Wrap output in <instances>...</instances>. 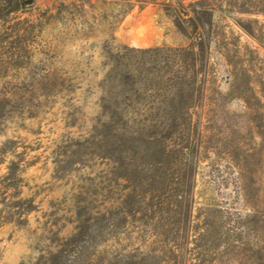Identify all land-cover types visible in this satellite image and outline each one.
<instances>
[{
  "label": "rangeland",
  "instance_id": "374dc122",
  "mask_svg": "<svg viewBox=\"0 0 264 264\" xmlns=\"http://www.w3.org/2000/svg\"><path fill=\"white\" fill-rule=\"evenodd\" d=\"M152 1L140 7L136 0H36L8 18L16 30L3 36L0 50V211L6 203L14 208L0 212V264H34L41 252L54 250L58 238L74 232L83 202L91 212L111 209L120 220L124 207L122 228L130 231L184 227L171 189L184 159L174 147L186 142L198 160L190 235L200 229V208L212 203L225 222L259 210L254 228L264 239V0H210L214 68L205 76L203 107L197 105L190 122L201 121V136L179 130L104 136L98 129L93 136L103 119L106 44L185 47L193 41L163 10L177 0ZM158 97L170 102L180 95ZM156 139L167 146L166 156ZM10 168L13 181L3 188ZM31 201L33 209L15 213ZM127 243L126 249L137 246L134 239L98 242L92 263L112 260L113 250ZM241 257L216 259L238 264Z\"/></svg>",
  "mask_w": 264,
  "mask_h": 264
},
{
  "label": "trees",
  "instance_id": "16d2710c",
  "mask_svg": "<svg viewBox=\"0 0 264 264\" xmlns=\"http://www.w3.org/2000/svg\"><path fill=\"white\" fill-rule=\"evenodd\" d=\"M34 1L36 0H0V21L3 25L0 26L3 28L0 30V50L3 36L9 37L16 30L15 23H8L10 15ZM136 1L140 7L153 2ZM162 6L166 13H171L178 29L191 34L193 41L185 47L118 45L112 48L106 44L108 69L102 80L103 119L99 125L94 126L93 136L95 129L102 131L104 136L115 131L120 135L147 138L172 130H179L188 137L196 132L201 136V121L193 126L190 122L197 105L203 107L205 94L202 89L206 82L205 76L211 67L214 68V64L209 65V43L213 35L217 34L213 29L214 7L210 0H191L188 6L177 0L176 5L170 3ZM219 8L222 9L221 4ZM231 77L235 79L234 75ZM172 91L180 95L178 100L172 99L169 102L159 99L158 96L162 93L168 94ZM194 92H199L200 97H196ZM155 143L161 144L162 154L166 156L167 146L163 140L156 139ZM189 146L186 142L185 146L174 147L178 157L184 159H181L183 168L171 189V205L179 217L178 222L184 223V227L130 231L122 228L127 216V211L122 210L124 207H121L123 220H120L111 209L91 212L86 207V202H83L76 213L78 219L75 220L76 226L72 235L58 238L55 249L41 252L34 264H93L95 253L99 254V251H95L98 242H120L122 239H134L137 246L126 249L127 243L124 247L113 250L112 260L98 264H187L188 259H191V264H219L216 258L220 260L227 255H243L237 261L238 264H264V239L254 228V222L257 221L254 217L259 213L257 209H247L245 213L237 212L235 217L227 218L226 222H230L228 226H224L226 222L223 221L221 211H215L216 207L212 203L206 204L200 208L201 213L197 214L201 216L198 220L200 229L190 235L189 224L195 204L193 191L198 160L194 149ZM145 150H151L150 143L145 146ZM13 171L10 168L3 176V188L13 181ZM240 189L245 190L243 187ZM243 198L246 202L245 197ZM144 200L147 199L139 201L149 202ZM30 203V207L19 205L15 213L24 214L30 211L34 208L33 201ZM8 208L7 213L14 206L6 203V208L0 212ZM0 218L3 216L0 215ZM218 222L220 226L217 228L215 223ZM190 242L194 246H190ZM141 247L145 250H141ZM108 252L103 251L105 255Z\"/></svg>",
  "mask_w": 264,
  "mask_h": 264
}]
</instances>
